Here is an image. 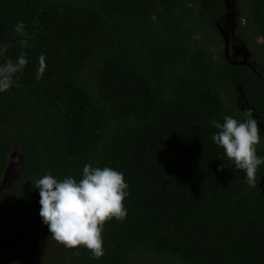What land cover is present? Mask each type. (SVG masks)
I'll list each match as a JSON object with an SVG mask.
<instances>
[{
	"label": "trees",
	"instance_id": "1",
	"mask_svg": "<svg viewBox=\"0 0 264 264\" xmlns=\"http://www.w3.org/2000/svg\"><path fill=\"white\" fill-rule=\"evenodd\" d=\"M237 2L243 38L264 57V0ZM226 6L0 0V46H8L0 64L21 53L28 61L0 93V183L14 149L25 159L13 201L0 199V264H36L46 244L18 236L44 224L32 182L49 172L80 179L88 163L123 173L127 216L104 224L102 257L60 246L55 259L49 248L41 254L46 264H264V165L250 186L212 140L211 121L243 117L241 89L264 112V74L222 51L216 21ZM20 21L26 35L15 30Z\"/></svg>",
	"mask_w": 264,
	"mask_h": 264
},
{
	"label": "clouds",
	"instance_id": "2",
	"mask_svg": "<svg viewBox=\"0 0 264 264\" xmlns=\"http://www.w3.org/2000/svg\"><path fill=\"white\" fill-rule=\"evenodd\" d=\"M16 32L26 35L23 22L16 25ZM26 44V41H21ZM7 45L0 46L3 55ZM26 54L14 62L8 59L0 64V93L9 90L17 74L27 64ZM45 71L44 57H40L37 79ZM219 131L212 140L223 148L228 160L242 170L250 186L256 183V174L260 165H264V156L257 154V145L262 140L261 128L251 109L242 118L225 115L223 122L211 121ZM25 162V159H24ZM33 186L39 190V215L51 233V237L67 248L83 246L95 258L104 255L103 226L111 220H123L127 216L124 200L128 196V185L122 172L111 167H95L85 164L80 179L71 175L57 179L51 172L35 179Z\"/></svg>",
	"mask_w": 264,
	"mask_h": 264
},
{
	"label": "flooded vegetation",
	"instance_id": "3",
	"mask_svg": "<svg viewBox=\"0 0 264 264\" xmlns=\"http://www.w3.org/2000/svg\"><path fill=\"white\" fill-rule=\"evenodd\" d=\"M226 3V0H225ZM227 4V3H226ZM243 17L242 24L240 19ZM245 14L239 8L237 0H233L232 6H226V13L219 17L216 25L220 30L226 31L229 39V53L232 60L237 61L234 65H245L250 68L258 77H262L264 74V57L260 54H256L249 46L248 42L243 38V29L246 25ZM221 33V31H220ZM261 36L253 37V46L261 40ZM222 51L225 54L226 41L221 34ZM227 59V57H226ZM228 60V59H227ZM229 61V60H228ZM232 63L231 61H229ZM233 64V63H232ZM238 110L245 114L247 110L251 109L255 118L259 120L261 128L264 130V112L259 110L256 106L252 105V102L248 101L243 89L240 90L239 98L237 99ZM264 184V175L262 183ZM1 199V197H0ZM3 201V199H1ZM4 202V201H3Z\"/></svg>",
	"mask_w": 264,
	"mask_h": 264
},
{
	"label": "rangeland",
	"instance_id": "4",
	"mask_svg": "<svg viewBox=\"0 0 264 264\" xmlns=\"http://www.w3.org/2000/svg\"><path fill=\"white\" fill-rule=\"evenodd\" d=\"M221 45H219V48ZM217 53H222V51L219 49ZM17 154H16V167H14L13 171L10 173V176L7 178V181L5 182L3 188L0 190V197L3 199L4 203H10L13 201V194L12 191L14 190L17 182H18V177H17V168L19 169L22 167L24 163V155L22 152L17 149ZM2 214H0V217ZM18 236L24 240L29 247H33L35 244L39 243V240L46 241V244L39 246L38 249H36V264H46L47 257L50 258L52 256L55 257L57 256L58 252L60 251V246H62L64 249H67L63 244L55 241L51 237V233L48 229V227L44 224L37 230H32L30 234H27L26 232L24 233H19ZM49 248V251L47 250ZM44 251H48V256L44 257L41 254H44ZM52 259V261L54 260ZM51 261V260H50ZM49 261V262H50ZM152 260L146 259V262L144 264H150ZM155 262V261H154ZM157 263V261H156Z\"/></svg>",
	"mask_w": 264,
	"mask_h": 264
},
{
	"label": "water",
	"instance_id": "5",
	"mask_svg": "<svg viewBox=\"0 0 264 264\" xmlns=\"http://www.w3.org/2000/svg\"><path fill=\"white\" fill-rule=\"evenodd\" d=\"M226 3H227V6H232L233 5V0H226ZM221 31V34L223 36V38L225 39L226 41V45H225V54H226V57L229 61H231L233 64L237 63V61H234L232 60L231 56H230V53H229V39H228V35H227V32L226 31ZM17 149H14L11 154L9 155V158H8V163H7V166L5 168V171L3 173V177H2V180H1V183H0V190L3 188L5 182L7 181V178L10 176V173L13 171L14 167H16V154H17ZM23 169H24V163L22 165V167H20L19 169L17 168V179L19 180L20 179V176L23 172Z\"/></svg>",
	"mask_w": 264,
	"mask_h": 264
}]
</instances>
